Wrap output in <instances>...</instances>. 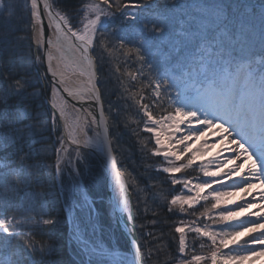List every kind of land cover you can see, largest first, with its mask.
Returning a JSON list of instances; mask_svg holds the SVG:
<instances>
[{"label":"snow or ice","instance_id":"6c2138e0","mask_svg":"<svg viewBox=\"0 0 264 264\" xmlns=\"http://www.w3.org/2000/svg\"><path fill=\"white\" fill-rule=\"evenodd\" d=\"M189 7L184 0H163L162 4L156 0H25L24 10L30 15L26 29L22 32L0 25V264H62L58 254L62 246L51 234L58 220L46 209L44 194L35 191L43 187L41 158L50 149L43 139L48 123L34 106L37 92L27 78L28 65L19 51L25 39L35 45V62L47 63L44 79L53 77L49 81L51 126L62 129L55 149L57 175L63 173L62 155L68 158L64 167L70 166L76 177L82 174L81 166L87 167L89 155L105 156L118 188L111 200L113 213L119 212L121 217L127 213L125 227L130 234L140 229L148 260L158 257L164 245L152 232L144 237V225L137 224L132 214L126 172L117 168L113 144L118 140L104 115L99 87L105 55L116 61L112 72L118 78V95L125 101V110L131 100L140 117L133 122L138 126V142L146 150L143 158L147 161L150 154L167 165L154 161L146 163V169L155 167L157 173L167 174L172 185L181 184L187 190L182 195L171 191L163 195L164 206L172 214L167 219L179 221L172 225L179 253L172 258L173 264L208 260L211 264H246L264 257V215H260L264 212V0H198L192 6L195 14ZM124 9L143 10L146 15L141 19L139 12ZM5 12L10 20L16 9L0 0V21ZM138 21L140 27H136ZM97 48L101 50L99 58ZM74 77L78 86L72 88L68 85ZM69 98L81 104L79 108L72 105L78 113L74 118L68 112ZM84 104L95 106L99 117ZM113 110L112 124L119 126L117 117L122 109L113 104L109 111ZM210 131L219 139L196 147ZM140 132L149 135L140 138ZM225 141L230 145V158L216 160L215 171H209L207 164L199 166L204 177L213 179L193 183L176 175L192 168L197 156ZM69 146H73L71 152ZM235 176L239 181L225 183ZM257 187L261 190L252 200L210 215L228 197L239 192L245 200ZM206 189L211 191L204 194ZM209 200L210 206L206 203L203 211L189 212ZM80 207L85 215L74 222L71 236L80 264H105V258L111 264H145L134 236L127 253L85 240L83 226L95 230L93 210L86 198ZM197 212L217 225L240 213L255 219L209 230L210 225L201 227L198 219L184 220ZM189 233L196 234L191 238V250ZM243 236L250 239L241 241ZM148 237L156 242L154 246ZM203 238L211 243L206 245ZM197 242L200 249L207 247L208 253H197ZM230 245L235 247L222 251Z\"/></svg>","mask_w":264,"mask_h":264},{"label":"trees","instance_id":"16d2710c","mask_svg":"<svg viewBox=\"0 0 264 264\" xmlns=\"http://www.w3.org/2000/svg\"><path fill=\"white\" fill-rule=\"evenodd\" d=\"M191 1L192 0H184V2L186 4L188 3V5L190 6V11L194 10V8L192 7L194 4H191ZM249 1H255L256 3L258 2V0ZM5 2L10 8L16 9V14L9 20L7 12H5L3 20L0 21V25H2L4 28H17L23 32L30 21L29 14L24 10L25 0H5ZM74 2H76V0H74ZM141 2H143V0H141ZM156 3L162 4L163 0H156ZM127 12L134 11L133 9H131ZM137 12L140 13L141 19H143L146 15L143 10H139ZM136 27H140L139 21L137 22ZM19 51L24 56L26 64L28 65L27 78L30 80L32 88L37 92L34 106L38 109L41 116H44L46 118L48 123V130L44 132L43 139L48 141V147L50 151L41 158L44 169L43 187L37 188L35 189V191H39L44 194L43 202L46 206V209L53 217L58 220V223L55 229L52 230L51 234L62 246L58 252L62 264H80L81 257L76 255V247L75 244L71 242V236L74 222L77 220H81L85 215V212L82 211L80 205L78 204V201H80L81 198L77 193H74L75 191L81 192V190L73 186L74 189L72 190V192L74 194L72 193L71 198H76L77 202L73 201L75 205H73V209L71 212L72 224L71 227H69L70 225L66 220L64 206L54 182V165L56 163L55 149L57 148V145L56 143L54 144V142H56V136L59 135V129H52L51 112L44 103V97H48L49 94L48 86H46L47 80L42 79L38 72L35 71L33 63L34 49L32 48V46H30V41L28 39H25L22 42ZM95 55L97 58L100 57L101 50L99 48L96 49ZM104 60L105 63L100 68L99 72V87L102 93L105 114L111 126L112 136L116 138V136L120 134V139H122L123 137L122 140H118V143L113 144L116 161L119 169L126 172L125 176L128 175L130 183H135L134 189H139L141 186L143 189V191L137 193V195L134 194V196H132L134 197L133 202H131L133 215L137 217V224L144 225V237L147 236L148 232H152L158 238H160V243L164 245V250L159 254L158 257L154 255L151 260H148L147 248L144 247L145 239L142 237L141 231L138 228L136 230V233L138 235L141 251L144 254L145 264H165L166 261L168 262V264H173L172 258L179 256V253L176 250L178 245V236L172 230V225L174 223H177V219L176 217H173L172 220L167 219L172 214L169 213L167 207L164 206L166 201L163 199V195L168 194L170 191H174L175 189H177V187H172L171 184L167 181L166 176L161 172L157 173L155 167L146 169V163H151L154 161L161 162V160L159 157H151L149 154L147 156V161H145L143 157L146 150H142V145L138 142V137L135 134V131H138V126L136 123H124L127 124V127H125L124 124L122 126H120V124L119 126L112 124L111 116L114 115V110L110 112L109 109L115 103L114 101H116V98L118 100L117 105L122 109V114L124 113V118H127V112H130L128 113V115H130V117L132 118H135V120L139 119L140 117L136 115V107L132 103V101H127L128 107L125 110V101H122L123 99L118 95V93H120V84L118 83V78L115 76L114 72H112V64L116 61L112 58L107 57V55L104 56ZM137 87H139V85H137ZM105 88H108L110 90L112 89V97H110V95H107ZM147 136L148 135L145 133H139L140 138ZM119 146H121L122 148H120ZM123 151L128 152L129 160L124 159L126 157L123 154ZM87 166L88 171H84V166L80 167V170L83 171L81 172V177L84 176L82 183L85 187V195L92 200V203H90V205L93 210L92 216L95 230L93 231L90 225L83 226V235L85 236L84 239L94 243L93 239L95 238L99 240L103 246L127 253V246L124 240L122 239L119 232L110 223L106 215L104 204V170L99 161L92 155H89L87 158ZM150 176L152 177V179H149ZM131 180H133V182H131ZM161 180L165 181L166 183L161 184ZM130 190H132L133 192V188ZM80 195L82 196V193ZM158 195H161V197H158ZM169 198L170 195L168 196V199ZM66 204L67 200H64V205ZM65 207H67V205ZM154 212L156 213L155 216L153 215ZM177 215H179V213ZM153 220L158 221V223L153 225ZM147 239L153 244V246L155 245L156 242L152 241L150 237H148ZM191 244L192 240L190 239V250ZM197 245L198 243L196 244V248ZM84 259H87V257H84ZM202 264L208 263L204 262Z\"/></svg>","mask_w":264,"mask_h":264},{"label":"rangeland","instance_id":"374dc122","mask_svg":"<svg viewBox=\"0 0 264 264\" xmlns=\"http://www.w3.org/2000/svg\"><path fill=\"white\" fill-rule=\"evenodd\" d=\"M160 1H161V0H160ZM253 2H254V1H253ZM130 10H131V9H124L125 12L130 11ZM136 11H138V10H136ZM38 66H40L39 71L41 72V70H42V69H41V64L39 65V63H38ZM41 73H42V72H41ZM41 73H40V74H41ZM46 86H48V89H49V92H48L49 94H48V97H47L48 99H47V100H48V103L50 104V99H51V96H52L51 88H50V86H49V83H47ZM105 91H106L107 95H110V97H112V96H111V95H112V89L110 90V89H108V88H105ZM122 101H124V100H122ZM114 102H115L114 104L117 105V102H118L117 98H116V101H114ZM122 103H124V102H122ZM132 107H133V104H132ZM68 112H69L70 117H73V118H74L76 115H78V113H76L75 110H74V108H72L71 106H69ZM113 113L115 114V111H113ZM128 113H130V112H127V118H124V113H123V114L121 113V115H120L119 117H117V119L120 121V123H119L120 126H122L124 123H127V124H133V123H134L133 121L135 120V118L130 117V115H128ZM135 113H136V112H135ZM131 115H132V114H131ZM136 115H137V114H136ZM140 116H142V113L140 114ZM136 118H137V117H136ZM124 125H125V124H124ZM182 127H183V126H182ZM132 130H133V129H132ZM142 133H143V132H142ZM145 134H147V133H145ZM57 137H58V135H57L56 138H55V141H56V142H54V144L56 143L57 147H59V144H58V141H57ZM143 138H144V137H143ZM116 139H117V140L120 139V134L116 136ZM122 139H123V137H122ZM122 139H120V140H122ZM205 141H207L209 144H211V142H209V140H208V134H207L205 137H203L200 141H197V142H196V147H199L200 145L204 144ZM189 143H192V142L190 141ZM123 144H124V143H123ZM119 147L122 148L121 146H119ZM193 150L195 151V148H194ZM125 151H126V150H125ZM125 151H123V154H124L125 157H126V158H124V159H125V160H126V159L129 160V154H128V152H125ZM214 155H215V150H214V147H213V148L210 149V151H205V152H203V154H202L201 156H197L196 160L194 161V164H193L192 168L187 169L188 172H186V177L192 179V182H193V183H196L197 180L213 179V178H209V177H204L202 171H200V167H199V166H200V165H203V164H207V163H208V160H209L212 156H214ZM72 156L74 157V156H75V153H73ZM231 156H232V153H230L229 158H230ZM115 161H116V157H115ZM183 162H184V161H180V162H178V163H183ZM239 163H240V161H238L237 164H239ZM244 164H245V165L247 164V166H249L247 161H244ZM165 166H167V165H165ZM81 167H83V166H81ZM214 167H215V164L210 163L209 171H213V170H214ZM193 169H195V170H193ZM84 171H85V172L88 171V166L85 167ZM80 172H83V171L80 170ZM178 175H179V174H178ZM65 177H66L67 182L69 183V184L67 185V184H66V181H65V184H64V185H67V186H65V199L67 200V204H66V205H67V209L70 211V213L72 212L73 205H75V203H74L73 201L77 202V200H76V198L74 199V197L71 198L73 192H70L69 185H70V186L73 185L74 187H76V188H78V189H82V192H78V191H75V192H74V193H77V194L80 196V198H81V200L78 201V204H79V205L84 201L85 198L88 200L89 204L92 203L91 198L87 197V196L83 193V190H85L84 184L82 183V180L84 179V176L81 177V175H80L79 177H76L75 174H74V172H72L71 167H70V170H68L67 172H65ZM182 178H183V176H182ZM124 180L126 181V184H127L128 190H130V189L133 188V192H132V190H130V191H131V199H130V202H133L134 197H132V196H134V194L137 195V193L143 191L142 186H141L139 189H134V187H135V183H134V184L130 183V181H129V179H128V175L124 177ZM131 182H133V180H131ZM213 186H218V185L214 184ZM209 190H210V189H206L204 194H207ZM260 190H261V189H260L259 187H257L256 189H254V192H252V195H248V197H247L248 200H246L244 203H246L247 201L252 200V196L257 195V194L260 192ZM148 191H149V190H148ZM186 191H187V190L183 188V185H181L180 188L175 189L174 191H172V193H173V194H176V195H182V194L186 193ZM74 193H73V194H74ZM81 193H82V196L80 195ZM188 194L190 195L191 193H188ZM158 197H161V195H158ZM170 198H171V196H170ZM170 198H169V199H170ZM163 201H164V200H163ZM204 203H205V201H201L200 204H198V205L195 206V208L198 209V212H199V211H203L202 206H204ZM210 203H211V202L208 203L209 206H210ZM185 207H187V206H185ZM228 208H232V207H231V204H229V203H227V201L223 200V201L221 202L220 206H219L217 209L213 210V213H210V215H216V214H219L220 212L226 211ZM219 211H220V212H219ZM252 211H254V212H259V209H252ZM198 212H197V215H196V216L187 215V216H184L183 218H184V220H185L186 222H187L188 220H197V219H198V220H199V226L203 227L204 224H208V225H210V228H217V227H220V226H223V225H228V224H231L232 222H236L237 219H239L238 217H236L234 220H232V221H230V222H224V223H221V224H218V225H217V224H212V221H211V220H208V219H206L205 217H201V216H199V215H198ZM179 215H181V214H179ZM254 218H255V217H254ZM177 223H179L178 220H177ZM257 234H258V233H257ZM188 235H189V240H190V239H191L193 236H195L196 234H195V233H189ZM191 235H193V236H191ZM258 235H259V234H258ZM83 237H85V236L83 235ZM93 240H94V243H99V244H101L99 240H97V239H95V238H94ZM206 241H207L206 243H211L210 241L207 240V238H206ZM101 245H102V244H101ZM104 247L107 248V249H109V250L117 251L116 249H113V248L111 249V248L106 247V246H104ZM231 247H235V245H230L229 248H226L225 250H222V251H223V252H224V251H227V250L230 249ZM199 249H200V248H199V246L197 245V248H196L197 253H201ZM198 250H199V251H198ZM119 252H120V253H125V252H121V251H119ZM203 253H206V250H205ZM107 262H110V263H111V260H110L109 258H105V264H108ZM202 263H203V262H202Z\"/></svg>","mask_w":264,"mask_h":264},{"label":"bare ground","instance_id":"6f19581e","mask_svg":"<svg viewBox=\"0 0 264 264\" xmlns=\"http://www.w3.org/2000/svg\"><path fill=\"white\" fill-rule=\"evenodd\" d=\"M77 79H78V78H75V77H74L73 80H72V82L69 83L68 86H69V87H72V86L77 85V83H76ZM178 135H179V134H178ZM218 139H219V137L213 135L211 131L208 133V140H209V142L212 143L213 141H216V140H218ZM229 147H230V145H228L227 141H225L223 145H221L220 143H216V144H215V149H216V151H215V155L212 156V157L208 160L207 165L210 166V163L215 164L216 160H225V161H226V159L229 158V155H230V153H231V152L227 151V149H228ZM217 154H218V155H217ZM100 159L102 160L103 163L106 164L107 158H106L105 156L100 155ZM237 163H238V161H237ZM223 171H227V168H224ZM239 179H240V177L235 176V177H232L231 180H226L225 183L230 185V184H232V183L235 182V181H239ZM213 187H220V185H218V186H213ZM115 189H116V191L114 192V195H115V194H118V188H117L116 186H115ZM230 190H231V189H230ZM210 191H211V189H210L208 192H210ZM240 196H241V193L237 192L236 195H234V196H230V197H228V198L226 199V200H228V199H231V198H232L233 201H235V203L232 204V208H233V209H236V208H237V205L241 204L242 202L244 203L246 200H248V199H247V196H246V199H245V200H241V199H240ZM233 205H236V206H233ZM219 212H220V211H219ZM238 217H239V219H237L236 222H232L231 224H239L241 221H245V220H247V219H249V218L255 219L254 217H248V216H246L244 213H240ZM228 227H229V224H228V225L221 226V227H217V228H210L209 230H218V229H220V228H225V229H227ZM251 235H255V233H252ZM240 239H241V241H243V240H245V239H250V236H243V237H241ZM231 248H233V247H231ZM231 248H230V249H231ZM230 249H228L227 251H224V252H229ZM246 264H264V257H262V258H260V259H253V260L247 261Z\"/></svg>","mask_w":264,"mask_h":264},{"label":"water","instance_id":"95a60500","mask_svg":"<svg viewBox=\"0 0 264 264\" xmlns=\"http://www.w3.org/2000/svg\"><path fill=\"white\" fill-rule=\"evenodd\" d=\"M41 7H42V5H41ZM43 26L45 28V35L46 36L49 35V33L47 31V29H48V20H47V18L44 19ZM40 53H41V56H43V54H44L43 51H41ZM42 66H43V70L45 72L46 69H47V63H44ZM47 79H48V81H51L53 79V77H51V75H49ZM77 86L78 85H75L73 88H75ZM69 103L72 104V105L81 107V104L78 103L77 100H75V99L69 98ZM84 106H90L92 108L91 111L94 112L97 115V117H99V111L97 110V108L95 106H93L91 104H84L83 107ZM104 115H105V113H104ZM63 159H64V156L62 155L61 156V160L63 161ZM55 172H56V168H55ZM56 180H58L57 176H56ZM124 182L126 184L125 180H124ZM126 186H127V184H126ZM58 188H59V191L61 192L60 184L58 185ZM114 188H115V185H114V180H113V174L111 172V168H110V165H109L108 160H107L106 161V196H107L108 203L110 205H111V200H112V198L114 196ZM127 189H128V187H127ZM128 196H130L129 195V190H128ZM113 214H114V224L117 227V229L119 230V232L121 233V235L123 236V238L126 241L127 245L133 239V236L135 237L136 241L138 242V239H137V236H136L135 232L130 234L128 232V229L125 227V222H126L125 214L123 215V217H121V214L119 212H116V213H113Z\"/></svg>","mask_w":264,"mask_h":264}]
</instances>
